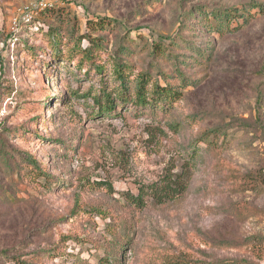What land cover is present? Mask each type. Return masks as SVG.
Masks as SVG:
<instances>
[{
    "label": "rangeland",
    "instance_id": "374dc122",
    "mask_svg": "<svg viewBox=\"0 0 264 264\" xmlns=\"http://www.w3.org/2000/svg\"><path fill=\"white\" fill-rule=\"evenodd\" d=\"M34 1L0 0V84L8 91L0 103V264H95L124 237L129 244L118 255L120 264H168L184 256L264 264V184L258 182L264 174V11L251 6L244 28L223 36L180 26L194 6L241 11L264 0H159L141 13L151 0H53L70 11L72 21L76 17L80 33L88 29L87 18L123 22L108 33L110 52L130 30L133 38L146 40L180 35L210 53L204 65L183 67L196 83L184 88L183 99L167 115L137 114L119 104L122 116L107 117H92L94 102L80 97L99 88L100 76H86L72 62L54 64L52 77L39 62L28 70L22 66L25 59L18 58L14 41L19 35L24 40L26 29L33 31L21 9ZM14 16L20 18L16 29ZM38 17L47 28L49 21ZM178 53L191 56L193 49ZM151 60L140 41L131 61L135 76L152 70ZM42 86L46 91L39 97L35 91ZM34 99L47 101L30 111L28 101ZM210 130L222 132L221 148L205 151L198 138ZM193 145L203 155L183 196L165 204L149 201L143 208L128 202L125 196L137 193L140 184L180 171ZM16 146L46 165L55 178L51 189L44 178L29 180L11 169L4 151L19 150Z\"/></svg>",
    "mask_w": 264,
    "mask_h": 264
},
{
    "label": "trees",
    "instance_id": "16d2710c",
    "mask_svg": "<svg viewBox=\"0 0 264 264\" xmlns=\"http://www.w3.org/2000/svg\"><path fill=\"white\" fill-rule=\"evenodd\" d=\"M156 2L159 3L160 1L151 0L137 13L154 7ZM251 6H259V11H264V3H253L248 7V10L241 9V11L238 7H234L231 9H212L208 12L203 5L194 6L193 9L184 12V20L180 26L188 29L187 25H197L204 27L208 33H217L221 36L231 32L234 33L243 29L250 17L253 16L250 12ZM230 10L232 12H228ZM224 11H226V14H223ZM39 18L49 21L47 28L40 22L38 23L35 18L31 23L33 31L26 29L24 33L27 37L24 40L21 35L15 37L14 45H16V48L18 47L17 51L20 52L18 58L25 59L22 66L28 70L35 62H39L44 73L52 77L54 71L57 70L56 66H53L54 64L57 62L70 64L72 62L76 69H86V76L91 73L100 76L99 88H90L80 96L94 102L95 111L92 112V117L100 113L103 117L110 115L122 116V113L117 110L119 104L125 108L133 107L137 114H144L148 111L151 114L162 112L167 115V112H170L175 104L183 99L184 88L196 83V80L188 78L184 74L183 67L196 64L204 65L210 54L200 46L193 45L194 43L190 42L188 38L180 35L178 39L167 36L146 40V37L141 35L139 38H133L130 30H127L126 34L121 36L120 44L117 45L114 51L110 52L106 46L108 33H116L122 26L124 27L123 22L106 16L87 18L86 26L88 29L80 33L76 17L72 21L70 11L58 5L42 10ZM236 20H240L241 23L234 24ZM187 21L190 24H186ZM84 39L88 40V45L85 47L81 44ZM35 40H39L40 44H34ZM140 41H143V46L147 48L152 58L151 69L157 71L156 75L152 74V70L145 69L139 71L135 76V66L131 61L136 54V50L140 47ZM19 46L21 47L19 48ZM184 47H191L193 55L178 53ZM109 62L112 63L111 70L108 69ZM161 64H169L174 67L171 71L173 73L161 69ZM159 77H162V80ZM41 91H46L45 86L35 91V95L37 93L40 97ZM7 92L0 84V103ZM73 94H79V90H74ZM46 96L48 98V93ZM61 98L68 103L67 96ZM43 101L42 99L29 100L28 102L32 105L28 106L27 109L37 111L43 108L42 104L46 103L47 100ZM40 117L41 115L38 114L36 120L39 121ZM221 135L222 132L218 130L205 131L198 140L200 139L205 143V151H211L212 149L221 148L219 145ZM16 148H19V150L8 148L4 151L6 161L11 164V169L15 166L17 174L29 180L44 178L46 180L45 185L49 187L48 189H51L55 178L49 174L46 165H42V162L38 161L31 152L24 148L20 146H16ZM190 149L192 150L183 154L184 161L180 171L173 172L169 170L152 183L140 184L137 193H128L125 196L128 202L135 207L143 208L149 201L156 204H165L183 196L188 190L192 179V168L195 167L198 157L203 155L202 150L196 145H193ZM258 179V182L261 181L264 184V174ZM103 185H106L108 190L114 191L112 184ZM127 240L126 237L118 239L110 248L105 250L104 256L97 257L95 264H120L118 255H122L126 249V245L129 244ZM15 264L32 263L18 260ZM168 264H249V262L246 260L209 262L184 256L174 259Z\"/></svg>",
    "mask_w": 264,
    "mask_h": 264
},
{
    "label": "built area",
    "instance_id": "2783aa9c",
    "mask_svg": "<svg viewBox=\"0 0 264 264\" xmlns=\"http://www.w3.org/2000/svg\"><path fill=\"white\" fill-rule=\"evenodd\" d=\"M53 3H54L53 0H36L34 2L25 4L22 6V9H21V15H22L21 19L24 22L32 23L35 17L39 15L42 10L55 6L53 5ZM19 23H20V18L17 16H14L12 18L13 28L16 29L19 26Z\"/></svg>",
    "mask_w": 264,
    "mask_h": 264
}]
</instances>
